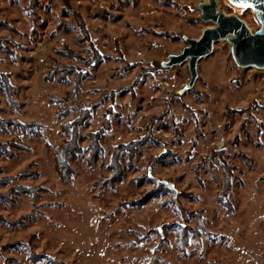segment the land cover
Listing matches in <instances>:
<instances>
[{
	"label": "rangeland",
	"instance_id": "rangeland-1",
	"mask_svg": "<svg viewBox=\"0 0 264 264\" xmlns=\"http://www.w3.org/2000/svg\"><path fill=\"white\" fill-rule=\"evenodd\" d=\"M202 1L0 0V75L15 92L0 93V119L44 129L0 132L11 153L0 157V264H31L27 249L50 258L39 264H264V73L238 70L227 43L182 96L188 66L160 68L183 36L200 38ZM219 9L258 27L251 11L225 0ZM55 68L76 74L59 84ZM66 106L91 111L84 136L105 131L93 168L88 154L72 162L70 185L55 170L60 125L77 115L59 120ZM136 143L123 182L98 188L114 148ZM159 183L171 193L135 208ZM185 228L205 235L182 253Z\"/></svg>",
	"mask_w": 264,
	"mask_h": 264
},
{
	"label": "trees",
	"instance_id": "trees-1",
	"mask_svg": "<svg viewBox=\"0 0 264 264\" xmlns=\"http://www.w3.org/2000/svg\"><path fill=\"white\" fill-rule=\"evenodd\" d=\"M0 27H5L4 23H0ZM56 66V65H55ZM53 72L58 74H64L62 77H59L56 81L57 83H62L65 81V74H69L75 71L73 69L66 70L64 69H56ZM8 78V79H7ZM0 75V93L3 94L7 99L12 100L13 96H15V92L13 90V86L10 84L9 77ZM49 82H53V75H49L48 79ZM73 91L68 93L67 102L73 100ZM64 101H60L62 103ZM77 115L70 121L62 123L60 125V134L64 137V142L60 145L57 149L56 153V165L55 170L62 181L63 184L70 185L72 179L75 175L74 170L72 169V162L78 158L80 155L88 154L86 157V162L89 167L93 168L95 162L100 157L102 153L101 141L105 136V131L100 130L95 133H88L84 136V131L89 127V123L92 119L91 111L79 106V107H69L66 106L64 109L60 110L57 114L59 120L67 119L71 114ZM9 127H13L15 129L20 128L21 130H27L32 127L37 128L40 130L39 132L36 131L38 137L43 136L44 129L41 126H33V125H26L21 124L17 121H3L0 119V132L6 133ZM89 140V145L87 147H82L81 143L85 140ZM142 143H136L132 145H121L114 148V153L112 154V159L110 160V164L108 165V172L110 175L102 180L97 184V187L100 189H114L115 185L121 184L125 177V168L121 164V159L127 158L128 159V166L132 168L133 156L137 152V147L142 146ZM8 144H3L0 146V157L3 156H11V153L7 150ZM224 172V184L222 187L221 195L225 198L231 193L233 182V170L229 167L223 168ZM147 180L151 182V178L147 177ZM152 184V183H151ZM154 184V183H153ZM27 193L31 198L34 197L32 191H28ZM31 192V193H30ZM171 193V189L165 183H159L157 185V189L155 192H150L146 197L136 205L135 208L143 207L147 202L151 199H159L160 195H168ZM218 197V204L227 210V213L231 211L227 202L222 199V196ZM187 229L188 233H181L178 230L176 231V246L180 250V252H185L190 240L192 239H201L205 234L203 230H190ZM191 231V232H190ZM25 245H29L30 243H26ZM27 254V260L31 264H39L43 260H49L50 258L46 255L39 254V253H31L28 249L25 251Z\"/></svg>",
	"mask_w": 264,
	"mask_h": 264
},
{
	"label": "water",
	"instance_id": "water-1",
	"mask_svg": "<svg viewBox=\"0 0 264 264\" xmlns=\"http://www.w3.org/2000/svg\"><path fill=\"white\" fill-rule=\"evenodd\" d=\"M225 1L232 7L251 11L258 27L252 31L240 17L220 11L219 0L200 2L197 5L199 21L206 25L200 38L183 36L185 46L182 52L169 55L167 61L160 64L161 69L188 66L190 81L178 92L179 96L193 89L199 78V63L210 57L215 46L220 43L230 46V57L238 70L264 73V0ZM241 3L249 7H240Z\"/></svg>",
	"mask_w": 264,
	"mask_h": 264
},
{
	"label": "snow or ice",
	"instance_id": "snow-or-ice-1",
	"mask_svg": "<svg viewBox=\"0 0 264 264\" xmlns=\"http://www.w3.org/2000/svg\"><path fill=\"white\" fill-rule=\"evenodd\" d=\"M239 6H240V7H249V5H247V4H245V3H241Z\"/></svg>",
	"mask_w": 264,
	"mask_h": 264
},
{
	"label": "bare ground",
	"instance_id": "bare-ground-1",
	"mask_svg": "<svg viewBox=\"0 0 264 264\" xmlns=\"http://www.w3.org/2000/svg\"><path fill=\"white\" fill-rule=\"evenodd\" d=\"M205 1H207V0H205Z\"/></svg>",
	"mask_w": 264,
	"mask_h": 264
}]
</instances>
